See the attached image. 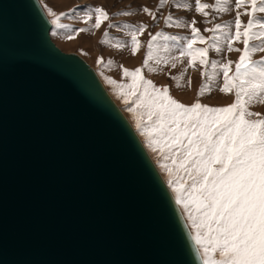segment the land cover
Listing matches in <instances>:
<instances>
[{
  "label": "water",
  "instance_id": "obj_1",
  "mask_svg": "<svg viewBox=\"0 0 264 264\" xmlns=\"http://www.w3.org/2000/svg\"><path fill=\"white\" fill-rule=\"evenodd\" d=\"M39 0H0V264H203L96 71Z\"/></svg>",
  "mask_w": 264,
  "mask_h": 264
},
{
  "label": "snow or ice",
  "instance_id": "obj_2",
  "mask_svg": "<svg viewBox=\"0 0 264 264\" xmlns=\"http://www.w3.org/2000/svg\"><path fill=\"white\" fill-rule=\"evenodd\" d=\"M168 2L159 0L161 7ZM228 2L216 0L215 5H209L195 0L196 11L204 16L208 15L204 9L209 7L228 11ZM246 3L252 5V18L241 32V13L236 14V32L232 39H245L242 54L235 62L234 75H229L230 66L234 63L232 60L220 64L223 71L220 91L229 93L234 90L233 103L213 107L197 99L187 105L175 99L167 85L157 86L146 79L143 67L152 59V41L162 35L160 32L149 41V53L144 65L135 69L121 65L123 75L131 78L130 83L118 84L113 78H106L118 86L125 104L129 103V97H134V106L128 107L127 111L136 115V128L146 137L152 152L160 155V168L167 174V184L176 204L181 207L192 233L196 253L203 264H264V114L250 110L254 103L264 104V57L252 59L253 53L264 52V20L256 17L257 12L264 13V0H236L237 8ZM45 7L48 15L54 17L51 21L53 24L59 28L69 27L59 23L60 18L68 13L58 14L51 7ZM176 7L191 9V4L177 3ZM142 11L156 19L155 12L149 7L144 6ZM93 13V28H100L109 19V13L103 7L89 9L85 17L91 20ZM117 14L131 15L127 11ZM172 21L173 17L169 14L166 22ZM175 24L184 26L179 19L175 20ZM195 24L196 21L192 20V38L188 40L182 55L190 56L192 61L199 57L201 64H207L209 48H193L192 45L197 39L203 42L211 37L202 36ZM124 27L134 29L131 43L132 54L135 55L140 44L137 34H142L148 25L125 24ZM222 27L227 25L216 24L207 31L215 32ZM85 31L88 29L80 28L78 33ZM73 38L74 35L67 37ZM252 40L260 43L250 44ZM209 47L221 51L215 43ZM233 50L241 51L229 44L228 51ZM98 62L103 63V57ZM211 63L216 68L219 62ZM190 66L194 64L190 62ZM172 78L180 80L182 75ZM177 87L181 85L178 83ZM206 91H210L207 83L201 86L198 96L205 95Z\"/></svg>",
  "mask_w": 264,
  "mask_h": 264
},
{
  "label": "rangeland",
  "instance_id": "obj_3",
  "mask_svg": "<svg viewBox=\"0 0 264 264\" xmlns=\"http://www.w3.org/2000/svg\"><path fill=\"white\" fill-rule=\"evenodd\" d=\"M50 21L54 17L48 15L47 7H51L56 13L65 12L66 16L60 18L59 23L68 25L67 28H59L52 24L50 35L55 44L64 52L75 53L85 59V61L96 71L103 86L106 88L115 103L119 106L123 114L129 120L145 148L150 154L152 160L157 166L159 172L167 183V174L160 168L161 158L158 152L154 153L148 147L146 137L142 136L140 130L136 128V115L127 111L128 107H133L134 97H129V103L125 104L124 97L119 94L117 85H113L106 79L111 77L118 84L127 85L130 83V77L123 75V67L135 69L144 65L145 59L149 53V41L152 36L160 32L156 40L152 41V59L148 65L143 67V75L146 79L152 80L157 86L167 85L170 94L181 103L191 105L197 99L201 103H206L213 107H223L235 101V91L224 93L220 91L223 86V71L220 64L232 60L234 63L230 66L229 75L235 73V62L239 60L244 49V37L232 39L235 36L236 27L235 19L237 12L241 13L242 21L240 31H244L249 19H251V4H244L237 8L236 0H229L226 7L228 11H220L216 7L204 9L208 13L204 16L202 12L196 11L195 0H169L163 7L160 6L159 0H39ZM202 3L215 5L216 0H201ZM191 4V9L183 7L177 8L176 4ZM144 6L152 9L156 14V19L142 11ZM259 7V3L257 4ZM103 7L109 13V19L96 29L92 25L95 23V13L92 19L88 20L85 13L91 8ZM127 11L131 15H119L117 13ZM248 12L249 14H244ZM171 14L172 22H166V17ZM256 17L264 20V13L257 12ZM181 20L184 26H177L175 20ZM195 20V27L200 29V33L205 38L203 42L197 39L192 45L193 48H209L207 64H201L199 57L195 61L188 55H182L192 38L191 21ZM125 24L139 26L147 24L148 27L142 34H137L140 41L138 51L132 54L131 33L134 29L125 28ZM216 24L227 25L217 29L215 32L207 31L214 28ZM114 25V26H110ZM80 28H86L88 31L78 33ZM55 33V34H53ZM78 33V34H77ZM107 33V35H105ZM226 33L228 35H226ZM69 35H74L73 39H67ZM169 37H177L170 39ZM104 41H107L105 43ZM217 44L221 51L217 52L214 48L209 47L211 44ZM260 41L252 40L250 44H259ZM123 44L120 48L117 45ZM231 44L233 49L241 51H228V45ZM103 57L104 62L99 63ZM264 57V52H255L252 59L260 60ZM112 61L113 63H108ZM212 61H218L216 68L212 67ZM190 62L194 66H190ZM175 64V67L172 65ZM152 69H157L153 71ZM185 70L186 74H185ZM182 79L175 80L172 77L181 76ZM189 80L191 84L189 85ZM181 87H177V84ZM205 83L208 84L210 91L205 95L198 96V92ZM127 91V89H125ZM253 112L264 114V104L254 103L250 106ZM255 118V117H253ZM168 185V184H167ZM169 187V186H168ZM170 188V187H169ZM171 190V189H170ZM172 192V191H171ZM173 194V193H172ZM174 195V194H173ZM180 207V205H179ZM181 209V207H180ZM184 216V215H183ZM185 218V216H184Z\"/></svg>",
  "mask_w": 264,
  "mask_h": 264
},
{
  "label": "bare ground",
  "instance_id": "obj_4",
  "mask_svg": "<svg viewBox=\"0 0 264 264\" xmlns=\"http://www.w3.org/2000/svg\"><path fill=\"white\" fill-rule=\"evenodd\" d=\"M46 13V12H45ZM51 22V21H50ZM52 28V27H51ZM98 75V74H97ZM129 121V120H128ZM131 124V123H130ZM133 127V126H132ZM134 129V128H133ZM136 132V131H135ZM138 135V134H137ZM139 137V136H138ZM140 139V138H139ZM141 140V139H140ZM142 142V141H141ZM142 144H143V142H142ZM143 146H144V144H143ZM145 147V146H144ZM146 149V148H145ZM146 151H147V149H146ZM147 153H148V151H147ZM149 154V153H148ZM149 156H150V154H149ZM150 158H151V156H150ZM152 159V158H151ZM153 161V160H152ZM153 163H154V161H153ZM155 164V163H154ZM156 166V165H155ZM156 168H157V166H156ZM158 169V168H157ZM159 171V170H158ZM160 173V172H159ZM161 174V173H160ZM162 176V175H161ZM163 178V177H162ZM164 179V178H163ZM165 181V180H164ZM166 183V182H165ZM166 185H167V183H166ZM167 187H168V185H167ZM169 188V187H168ZM169 190H170V188H169ZM170 192H171V190H170ZM171 194H172V192H171ZM173 195V194H172ZM173 197H174V195H173ZM174 199H175V197H174ZM178 205V204H177ZM178 207H179V205H178ZM179 209H180V207H179ZM180 211H181V209H180ZM181 213H182V211H181ZM182 215H183V213H182ZM184 217V216H183ZM184 220H185V218H184ZM186 222V221H185ZM190 229V228H189ZM191 231V230H190Z\"/></svg>",
  "mask_w": 264,
  "mask_h": 264
}]
</instances>
